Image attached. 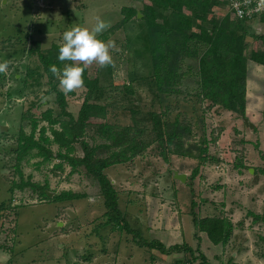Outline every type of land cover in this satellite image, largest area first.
<instances>
[{"label": "rangeland", "instance_id": "1", "mask_svg": "<svg viewBox=\"0 0 264 264\" xmlns=\"http://www.w3.org/2000/svg\"><path fill=\"white\" fill-rule=\"evenodd\" d=\"M130 5L141 10L143 0H0V62L11 61L7 74H0V262L6 264V253H13L19 264H173L179 258H192L187 248L168 254L151 249L142 243L144 237L148 241L158 238L166 246L178 243L191 247L195 264H200L203 252L219 264L215 254L222 252L224 243L213 242L199 228L195 216L220 213L228 196L240 203L238 219L244 215L246 219L244 225L236 226L240 228L237 232L246 235V244L253 249L242 264H255L254 260L261 258L264 264V219H255L253 214L264 215V65L252 60L248 64L245 112L255 123L253 127L238 111L209 106V100L196 101L198 58L185 59L186 75L180 85L183 91L170 94V106L166 109L165 102L161 107L146 81L138 79L152 69L141 38L145 31L143 13L116 26ZM225 12V6L214 9L219 16ZM97 16L110 24L99 38L116 45L111 51L114 67L89 66L92 75L100 70L104 86L100 102L108 104L107 118L114 123H132L133 109L141 116L153 100L171 116L180 111L194 114L191 140H199L204 134L212 157L191 177L197 158L172 154L169 164L154 143L134 161L106 168L118 189L119 207L133 231L122 223H106L107 208L99 182L82 166L76 171L66 162L63 167L55 166L61 160L58 157L41 162V156L28 154L19 163L24 178L31 176L41 184L48 181L53 195L72 190L86 196L55 201L29 185L9 191L14 181L21 180L14 150L20 131L29 133L33 117L39 118L47 108L55 115L60 112L56 91L50 88L39 54L31 52V47L46 50L54 42L62 43L64 31L76 25L92 26ZM250 26L264 32V22L259 18L251 20ZM249 38L251 47L262 45L260 40ZM30 68L43 75L39 79L37 73L28 75ZM85 96V86L66 94L68 109L77 114ZM3 124L7 128L1 130ZM42 125L49 126V121H39L36 136ZM47 133L52 136L50 130ZM75 144L76 152L82 154L81 144ZM52 148L57 152V143ZM171 167L186 172V180L174 178ZM225 190L229 191L226 195Z\"/></svg>", "mask_w": 264, "mask_h": 264}, {"label": "trees", "instance_id": "2", "mask_svg": "<svg viewBox=\"0 0 264 264\" xmlns=\"http://www.w3.org/2000/svg\"><path fill=\"white\" fill-rule=\"evenodd\" d=\"M226 3V0H143V8L140 11L143 13L141 20L144 21L145 31L141 38L150 54L152 69L150 73L138 79L146 81L159 99L161 107L165 102L168 103L166 109L170 106L173 101L170 94L183 91L180 85L186 75L183 67L185 59L198 58L196 101L209 100V106L219 105L246 114L249 61L264 65V32L251 29L250 22L255 18L264 22V12L252 18L232 17L227 8L222 16L214 13L216 6L226 7ZM124 9L126 14L116 26L125 24L133 16H138L139 8L135 5L126 6ZM249 37L260 40L262 45L251 47ZM60 45L61 43L54 42L46 50H39L38 46L31 47V52L36 51L39 54L51 83L50 88L56 91L60 112L55 115L52 108H47L39 118L33 117L29 133L23 129L20 131L14 150L17 152V170L21 180L14 181L9 186V191L24 189L29 185L34 189H41L45 197L55 201L86 196L85 192L62 190L51 197L47 193L48 181L41 184L33 181L31 176L24 178L19 163L28 154L41 156V162L58 157L61 160L55 166L63 167L66 162L71 166V171H76L82 166L87 175L99 182L107 208L106 223H122L123 227L133 231L119 207V192L106 168L134 161L156 143L160 147V155L169 164L172 154L197 158L198 164L191 173V177H194L199 172L200 165L212 160L209 141L204 134L199 140H191L194 114L183 115L180 111L171 116L168 110L157 108L154 100L151 107L141 116L138 115L137 109H133L132 123L111 122L107 118V102H100V97L104 94L100 70L92 75L89 67L84 72L86 96L78 113H73L68 109L66 94L58 87L59 80L49 71L53 64L63 69L65 64L71 63L58 60ZM27 73L32 76L37 73V79L43 75L32 68ZM196 101L193 102L194 106ZM41 119L48 120L49 126L42 125L39 135L36 136V128ZM57 123L59 126H55ZM48 130L52 136L47 133ZM87 136H90L93 142ZM54 142L58 145L57 152L52 148ZM76 142L81 144L82 154L76 152ZM261 171L264 173V168H261ZM5 204L6 200L1 202L3 207ZM192 204L195 205V200ZM253 214L255 219H264L263 214ZM195 220L199 228L215 243L229 241L235 226L224 208L220 213L195 216ZM142 243L167 254L174 249L187 248L192 254V258L187 259L192 262L196 259L191 247L185 244L166 246L158 238L148 241L144 237ZM200 255V264H206L205 254Z\"/></svg>", "mask_w": 264, "mask_h": 264}, {"label": "clouds", "instance_id": "3", "mask_svg": "<svg viewBox=\"0 0 264 264\" xmlns=\"http://www.w3.org/2000/svg\"><path fill=\"white\" fill-rule=\"evenodd\" d=\"M245 4L251 0H244ZM257 11H264V0H258ZM110 27V24L96 17L92 26L76 25L63 32L62 43L59 46L58 60L70 61L63 69L53 64L49 71L59 80V88L65 94L75 92L84 87V72L95 64L100 68L115 66L111 51L116 48L114 41L99 38V34ZM11 61L0 62V74H7Z\"/></svg>", "mask_w": 264, "mask_h": 264}, {"label": "crops", "instance_id": "4", "mask_svg": "<svg viewBox=\"0 0 264 264\" xmlns=\"http://www.w3.org/2000/svg\"><path fill=\"white\" fill-rule=\"evenodd\" d=\"M229 193L228 190H225V195L226 193ZM230 197V196H229ZM230 199V200H228ZM225 201V204L223 205V208L226 209V214L232 219L233 223H234V232H233V236L232 238L227 241L226 243H224L223 245V250L222 252H217L215 254L216 259L218 260L219 264H242V259L243 257L251 252L252 247L250 248V245L246 244V240H245V236H240V233H238V227L236 226H241L244 225V220L246 219V216H242L241 218L238 219V215L241 211V209L238 207L240 204L239 202H237L235 200V198H228V196L226 198L223 199ZM248 220V219H247ZM246 220V221H247ZM247 225V222H245ZM245 240L244 242H241ZM1 250V249H0ZM229 251V252H228ZM3 250L0 251V257L2 256ZM4 253H6L4 251ZM205 253V255L207 256V263L206 264H215L214 262H212V260L210 259L209 255L207 254V252H203V254ZM231 253H234V256H229ZM252 253V252H251ZM231 257V258H230ZM1 261V260H0ZM5 263H11V264H19L16 260H14V255L13 253H9L5 254ZM264 262V260H263ZM1 264H4V262H0ZM255 264H263L262 263V258L260 260H254Z\"/></svg>", "mask_w": 264, "mask_h": 264}, {"label": "built area", "instance_id": "5", "mask_svg": "<svg viewBox=\"0 0 264 264\" xmlns=\"http://www.w3.org/2000/svg\"><path fill=\"white\" fill-rule=\"evenodd\" d=\"M226 8L232 17L252 18L264 11H257L258 0H251V3L245 4L244 0H226ZM41 3V1H40ZM173 264H195L190 259L183 258L175 260Z\"/></svg>", "mask_w": 264, "mask_h": 264}, {"label": "water", "instance_id": "6", "mask_svg": "<svg viewBox=\"0 0 264 264\" xmlns=\"http://www.w3.org/2000/svg\"><path fill=\"white\" fill-rule=\"evenodd\" d=\"M141 15H142V12L139 10L138 11V16H141ZM242 117H243V120L245 121V123L248 126H250V127H253L254 126L255 123L252 120H250V118L248 116H246V114L242 113ZM5 128H7V125L6 124H3L1 126V130L5 129ZM171 170L173 172L174 178H178L182 182H184L186 180V177H187V173L186 172H182V171H180L179 169H177L175 167H171ZM47 193L49 195H53L54 192L52 190H47Z\"/></svg>", "mask_w": 264, "mask_h": 264}]
</instances>
